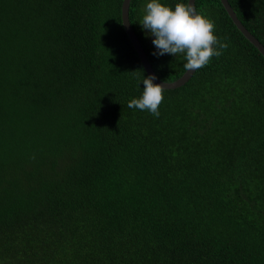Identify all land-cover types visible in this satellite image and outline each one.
<instances>
[{
    "label": "trees",
    "instance_id": "16d2710c",
    "mask_svg": "<svg viewBox=\"0 0 264 264\" xmlns=\"http://www.w3.org/2000/svg\"><path fill=\"white\" fill-rule=\"evenodd\" d=\"M124 0H0V264H264V55L221 0L228 47L159 116L128 108L148 73ZM264 44V0H228ZM162 80L183 55H153ZM174 9L177 2L161 0Z\"/></svg>",
    "mask_w": 264,
    "mask_h": 264
},
{
    "label": "clouds",
    "instance_id": "9594fccd",
    "mask_svg": "<svg viewBox=\"0 0 264 264\" xmlns=\"http://www.w3.org/2000/svg\"><path fill=\"white\" fill-rule=\"evenodd\" d=\"M139 23L154 37L152 43L156 51L153 55H183L187 71L207 66L213 57H219L222 50L228 47L215 35L214 21L197 12L191 0L188 3L177 2L174 9L161 0H150ZM155 79L154 74L144 76L143 94L131 99L128 108L159 116L166 87L165 84L154 83Z\"/></svg>",
    "mask_w": 264,
    "mask_h": 264
},
{
    "label": "water",
    "instance_id": "95a60500",
    "mask_svg": "<svg viewBox=\"0 0 264 264\" xmlns=\"http://www.w3.org/2000/svg\"><path fill=\"white\" fill-rule=\"evenodd\" d=\"M195 1L196 0H191V2L194 4L195 7ZM222 3L224 4L227 12L229 13L230 17L233 19L234 23L237 25V27L242 31V33L262 52L264 55V44L242 23V21L239 19L237 16L235 10L231 6L230 2L228 0H221ZM130 2L131 0H124L122 4V18H123V24L124 27L139 55L141 58L143 65L148 73V75H155L156 79L153 81L154 83H160V84H165L164 86L166 87L165 89H172V88H177L182 85H184L194 74L195 71H186L179 79L171 82H167L162 80L156 72L154 71L150 60L148 58V55L146 54V51L136 34L129 18V7H130ZM196 9V7H195ZM197 11V10H196Z\"/></svg>",
    "mask_w": 264,
    "mask_h": 264
}]
</instances>
